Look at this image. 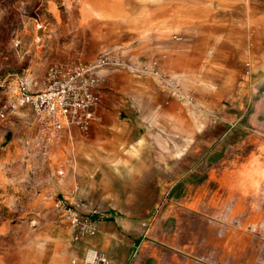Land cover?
I'll return each instance as SVG.
<instances>
[{
    "label": "crops",
    "instance_id": "crops-1",
    "mask_svg": "<svg viewBox=\"0 0 264 264\" xmlns=\"http://www.w3.org/2000/svg\"><path fill=\"white\" fill-rule=\"evenodd\" d=\"M102 1H81L84 29L98 32ZM137 21L139 39L152 38L154 55L215 112L184 119L171 90L121 85L114 72L88 131L47 134L31 105L16 104L18 118L0 135V206L32 223L12 224L20 240L4 264H82L89 249L108 264H264V0H139ZM181 122L191 128L178 147ZM147 123L167 125L168 138L148 139ZM197 140L207 150L194 151ZM59 200L104 213L97 233L71 243Z\"/></svg>",
    "mask_w": 264,
    "mask_h": 264
},
{
    "label": "rangeland",
    "instance_id": "rangeland-1",
    "mask_svg": "<svg viewBox=\"0 0 264 264\" xmlns=\"http://www.w3.org/2000/svg\"><path fill=\"white\" fill-rule=\"evenodd\" d=\"M81 1L88 2V0H0V135L9 130L11 119L18 118L16 112L13 111L16 109V104L31 105L43 131H46L47 134L50 130L54 136H58L61 131L73 126L82 131H88L93 122L100 121L97 110L105 103V95L110 85L109 77L112 72L119 74L118 80L121 85L128 82L139 85L140 81L144 80L143 83L146 85H160V87L168 88L171 90V94L178 98L177 109L179 115L184 119L188 116V112L195 116L213 115L212 111L215 112V110L207 108L208 110L204 111L195 97L189 94L188 90L194 85L191 80L186 79L179 83L175 73L168 70L163 59L154 55L152 51L153 39L148 37L139 39L141 31L137 21L139 0H114L112 7L108 6L107 0H103L100 4L97 3L100 7L103 5L105 9H103L104 12L100 11L98 14L103 19H98L100 27L95 33L83 28L84 20L79 12V6L83 4ZM90 1L94 2L95 0ZM108 10L110 11L108 12ZM179 42H184V38ZM176 50V53L184 51V44L181 48L177 47ZM157 58H160L162 63L158 62ZM181 59L179 56L174 61L176 69H182L181 66L184 62ZM60 69H72L70 73L80 71L82 80L83 78L97 77L101 80V82L95 83L94 93L99 97V103L91 108L95 119L90 121L88 128H80L68 123L65 125L64 120L63 129L58 130L53 124H48L38 116L32 103L21 104L18 102L20 99V77L28 78L31 92H39L32 91L33 84L42 79L44 84L42 90L46 89L53 82V74ZM156 70L160 72V75L156 74ZM122 72L132 75L131 79H129L130 77L120 78ZM15 75H18V82L13 80ZM67 80L68 78L65 81ZM202 83L207 82L203 80ZM12 89L18 91L16 96L11 93ZM184 97L191 99L194 104L186 103ZM13 122L15 123L14 120ZM199 123L195 118L194 133L201 132L202 128L207 127ZM190 128L191 124L189 123L177 124L178 147L181 143L184 144L185 129L189 130ZM167 129V125L160 123H147L145 126L148 139H151L153 134H162L168 138L166 135L169 130ZM220 131L222 128L215 129L214 133ZM199 144L197 140L193 147L194 151L207 150L206 146L208 145L204 144L203 148ZM181 151L182 149L179 148V161L182 159ZM198 154L195 153L191 157L196 161ZM160 207L162 206H159V209ZM58 213L61 218H64L59 210ZM11 215L8 204L0 206V264L16 260L11 256L13 254L10 253V246L19 242L20 237L15 236L16 232L12 230V224L22 230L32 223L12 220ZM35 224L38 223L35 222Z\"/></svg>",
    "mask_w": 264,
    "mask_h": 264
},
{
    "label": "built area",
    "instance_id": "built-area-1",
    "mask_svg": "<svg viewBox=\"0 0 264 264\" xmlns=\"http://www.w3.org/2000/svg\"><path fill=\"white\" fill-rule=\"evenodd\" d=\"M72 69H60L53 74V82L44 90L31 92L26 76L19 78V90L21 104L32 103L35 106L38 116L48 124L63 129L62 123L77 125L80 128H88L90 121L95 119V114L91 110L97 106L99 97L94 93L95 83L101 82L100 78L86 79L81 77V72L70 73ZM155 72V71H154ZM160 72L156 70V74ZM94 75V74H93ZM60 78V79H58ZM68 78L67 81H65ZM63 79V80H61ZM184 100L191 103V99ZM83 202L67 204L63 200L57 203V209L61 215L69 222L71 228V243H76L81 239L93 236L97 233V214L104 216L97 208H89ZM86 210V211H85ZM73 263H76L74 260ZM109 259L106 254L96 249H89L84 256L82 264H108Z\"/></svg>",
    "mask_w": 264,
    "mask_h": 264
}]
</instances>
